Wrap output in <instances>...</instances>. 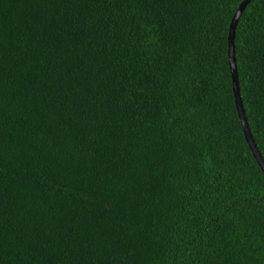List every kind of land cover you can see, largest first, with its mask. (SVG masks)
<instances>
[{"label": "trees", "instance_id": "1", "mask_svg": "<svg viewBox=\"0 0 264 264\" xmlns=\"http://www.w3.org/2000/svg\"><path fill=\"white\" fill-rule=\"evenodd\" d=\"M243 1L0 0V264H264ZM235 58L264 159V0Z\"/></svg>", "mask_w": 264, "mask_h": 264}, {"label": "water", "instance_id": "2", "mask_svg": "<svg viewBox=\"0 0 264 264\" xmlns=\"http://www.w3.org/2000/svg\"><path fill=\"white\" fill-rule=\"evenodd\" d=\"M251 0H244L239 8L237 9L236 13L234 14L231 24H230V29H229V36H228V55H229V63H230V68H231V73H232V82H233V91H234V96H235V102L238 110V114L242 123V127L244 130V135L246 137V140L258 162L260 167L262 168L264 172V159L262 158L260 152L258 151L254 139L251 135L248 122L245 116V112L243 109V104H242V98L240 95V87H239V80H238V68L236 64V58H235V33H236V27L239 22V19L241 17L242 12L245 10L247 7L248 3Z\"/></svg>", "mask_w": 264, "mask_h": 264}]
</instances>
